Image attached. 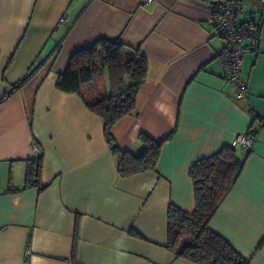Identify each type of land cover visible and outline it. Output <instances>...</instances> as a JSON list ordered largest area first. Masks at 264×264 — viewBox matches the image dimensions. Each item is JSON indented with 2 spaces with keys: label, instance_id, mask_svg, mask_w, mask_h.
Masks as SVG:
<instances>
[{
  "label": "crops",
  "instance_id": "1",
  "mask_svg": "<svg viewBox=\"0 0 264 264\" xmlns=\"http://www.w3.org/2000/svg\"><path fill=\"white\" fill-rule=\"evenodd\" d=\"M236 2L239 23L256 19L257 0ZM212 4L0 0V264H189L166 248L167 208L193 213L191 166L249 129L252 150L209 229L250 264H264V35L242 57L247 97L237 99L218 62L225 43L211 36ZM100 39L147 61L135 109L112 137L138 154L140 135L170 136L153 172L119 177L102 120L56 88L71 55ZM105 77L93 94L105 92ZM33 146L42 191L24 188Z\"/></svg>",
  "mask_w": 264,
  "mask_h": 264
},
{
  "label": "trees",
  "instance_id": "2",
  "mask_svg": "<svg viewBox=\"0 0 264 264\" xmlns=\"http://www.w3.org/2000/svg\"><path fill=\"white\" fill-rule=\"evenodd\" d=\"M232 1L238 0H212V3ZM104 72L107 91L95 95L90 86ZM146 76L147 61L138 50L118 40L100 39L90 47L74 52L56 82L58 91L78 95L86 108L102 120L105 142L112 151L117 174L123 179L155 171L161 149L170 138L155 140L142 134L139 141L143 149L138 154L121 151L115 145L112 129L134 111ZM240 149L223 147L191 166L193 213L187 214L171 204L167 208L166 248L175 258L189 264H250L209 229L211 219L243 171L248 154L242 158ZM40 172L41 157H38L29 162L24 188L38 185L39 191L44 190L40 184ZM130 234L139 237L135 232Z\"/></svg>",
  "mask_w": 264,
  "mask_h": 264
},
{
  "label": "built area",
  "instance_id": "3",
  "mask_svg": "<svg viewBox=\"0 0 264 264\" xmlns=\"http://www.w3.org/2000/svg\"><path fill=\"white\" fill-rule=\"evenodd\" d=\"M145 5H150L154 0H140ZM260 11L256 19L248 23H239L238 14L241 6L238 2L213 3L209 26L211 36L225 43L224 50L218 56V62L223 71V79L233 86L237 99L247 97V84L241 75V60L245 52L257 51L264 35V0H257ZM248 44L245 45L244 42ZM254 143V133L249 129L244 134L237 135L231 142V147H239L249 154ZM35 157H41L40 151L33 146ZM28 256V248H25Z\"/></svg>",
  "mask_w": 264,
  "mask_h": 264
},
{
  "label": "rangeland",
  "instance_id": "4",
  "mask_svg": "<svg viewBox=\"0 0 264 264\" xmlns=\"http://www.w3.org/2000/svg\"><path fill=\"white\" fill-rule=\"evenodd\" d=\"M248 9H249V8H248L247 5H243V10H244V12L247 11ZM105 80H106V77H105ZM106 91H107V89H106Z\"/></svg>",
  "mask_w": 264,
  "mask_h": 264
}]
</instances>
